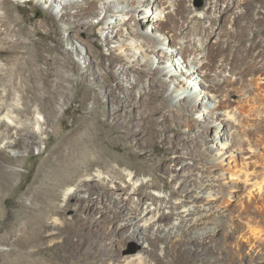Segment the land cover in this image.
I'll return each mask as SVG.
<instances>
[{
	"label": "rangeland",
	"instance_id": "obj_1",
	"mask_svg": "<svg viewBox=\"0 0 264 264\" xmlns=\"http://www.w3.org/2000/svg\"><path fill=\"white\" fill-rule=\"evenodd\" d=\"M74 1L76 9L67 6L59 11L55 7L59 14L56 15L49 12L48 0H0V75L4 77L0 81V98L5 105L0 111V264H131L126 262L142 253L145 245L151 252L144 264H264V113L252 115L244 121L243 128H238V139L220 146L212 142L213 128L199 132L211 120L204 102L199 97L185 99L177 107L183 113L181 123L173 121L171 125L191 137L193 146L190 155L184 156V173L180 171L177 178L173 177L175 172L165 175L156 166V159L168 156L160 139L146 147L134 142L130 153L117 140L114 147L106 145V153L124 163L119 167L112 162L111 166L117 168L125 181H128L125 175L131 173L128 167L132 166L137 171L138 184L149 182L140 191L139 208L161 206L162 225L178 215L177 233L167 237L155 227L148 230L147 235L152 238L159 235L157 241L132 237L125 214L115 206L110 207L105 197L99 198V191L75 192L85 190L80 181L93 175L67 172L61 166L49 168L46 158L61 141L86 127H92L101 137L114 129L109 118L114 108L127 101L134 107L135 95L146 91L150 78L148 75L142 81L121 78L110 65L112 58L126 59L133 53L138 42L132 29L145 28L148 13L141 14L139 8L138 18L131 21L128 11L115 12L116 19L109 18L108 22L116 23L117 27L110 33L103 23L104 12L78 16L77 10L85 9L86 4L84 0ZM226 2L183 0V15L194 12L201 19L204 12L223 11ZM242 3V11L248 14L240 23L249 32L262 30L259 36L247 34L246 44L264 39V0H242ZM113 7L114 11L121 10ZM258 17L263 20L258 21ZM225 19L233 22L234 15ZM13 43L18 47H13ZM157 49L164 51L165 46L158 44ZM25 51L28 53L21 56ZM160 56L158 53L156 63L169 66L168 62L162 64L165 60ZM260 59L264 63V50ZM129 61L124 63L146 69L143 66L146 63L133 58ZM181 62L172 58V70H179ZM40 71L49 72L46 89L37 88L38 84L28 78L29 73ZM182 71L188 72L183 66ZM131 72L137 76V72ZM183 72L182 75L178 72L177 80L163 79L172 87L184 80ZM261 79L259 84L264 90V75ZM186 80L190 87H199ZM158 91L161 90L154 89L153 97L163 98L164 95L156 94ZM229 98L237 100L235 94ZM143 105L148 107L146 111L135 108L133 112L138 125L143 121L142 112H148L147 105L151 103ZM216 110L223 114L221 109ZM130 112V108L122 107L119 118H128ZM187 115L194 123L191 130L186 125ZM222 118L228 131L233 125L226 116ZM21 127L19 136L17 129ZM32 129L36 131L35 137L27 139ZM20 137L33 144L16 145ZM164 166L169 168L173 163ZM124 180L118 182L123 185ZM184 182L186 185L182 186ZM183 187L188 189V198L182 192ZM174 189L180 192L171 196ZM146 195L160 197L164 202L153 203ZM132 197L137 199L136 195ZM89 198L95 200L96 210L92 214L81 208ZM184 210L190 212L186 217L187 213H181ZM41 222L46 226L42 237L37 231ZM123 224L128 226L121 228Z\"/></svg>",
	"mask_w": 264,
	"mask_h": 264
},
{
	"label": "bare ground",
	"instance_id": "obj_2",
	"mask_svg": "<svg viewBox=\"0 0 264 264\" xmlns=\"http://www.w3.org/2000/svg\"><path fill=\"white\" fill-rule=\"evenodd\" d=\"M48 1L49 12L56 13V15L59 14L55 12V7H58L59 11L66 10L67 6H71L72 9L77 8L74 0ZM84 1L86 7L85 9H78L77 15L89 16L94 14L95 11H97V14H99L98 11L104 12L103 23L107 25L106 30L110 33H114V29L117 27L116 23L108 22L109 18L115 17L116 19L115 12L128 11L131 13V21H136V18H138L136 13L140 10L139 8H141V14L148 13V16H146L148 20L143 23L146 27L132 29L138 42L133 53L126 59L125 57L112 58L110 65L115 69V74L121 78L124 76L132 77L134 81H142L147 75L150 78L146 91L144 93L139 91L135 95L136 105L134 107L127 101L120 102L114 108L113 114L109 116L111 122H114V129L102 133L104 137H101V133L99 134L92 127L83 128L84 130L74 135V137L61 141L58 148L50 152L46 162L51 165L49 167L51 169L55 166H61L67 172L79 174L84 171L86 174L93 175L92 178L80 181L79 185L84 186L85 190L79 189L75 192L99 191V198L105 197L110 207L115 206L125 214L124 220L127 221V224L130 223L132 237H138L143 241L145 238H148L149 241H157L160 239L159 235L152 238L147 235L149 234L148 230L155 227L156 231H162L163 236H171L178 232V215L176 214L177 216L168 224L162 225L164 219L163 214H160L161 206L151 208L152 206L149 205L146 208H139L142 204L140 191L149 182L138 184L136 181L137 171L132 166L128 167L131 173L125 175L128 178V181H125L124 176L118 174L117 168L111 166L112 162H115L119 167L124 163L109 156L106 153V145L114 147L117 140L122 143L123 149L129 152L134 142L136 144L141 143L142 146L146 147L149 144L153 145L156 140L160 139L161 144L167 148L168 156L156 159V166L165 175L175 172L176 175L174 174L173 177L177 178L178 173L183 172L186 166L184 156L186 154L190 155L191 146L193 145L192 138L172 127L171 122L181 123L183 113L177 107L185 99L188 100L193 97H195L193 100L199 97L204 102L206 105L204 110L208 112V118L211 119L199 132H207L210 128H213L214 140L212 142L220 146L228 145L230 141L238 139V128L244 127V121H247L248 118L250 120L252 115L260 116L264 113V94L262 95L264 90L259 84V80H262L261 77L264 75V63L260 59L262 50H264V39L261 38L246 44L248 42L247 34L259 36L262 30L260 28L249 32L247 26L240 23L239 20L242 17L245 18L248 14V12L242 11V0H227L226 8L223 11L212 10L213 12L211 11L209 14L204 12L201 19H197L198 16L194 12H188L186 16L183 15L185 13L183 0H132L134 5L130 4L131 0H117L114 3H107L104 0ZM114 5L120 7L121 10H112ZM211 7L214 9L215 4ZM228 15H234L233 22L226 21L225 18ZM262 20V17H258V21ZM129 23L124 21V24ZM110 28L111 30H109ZM158 44L164 45L165 50H156ZM13 47H18L17 43H13ZM22 53L21 56L26 55L28 52ZM158 53H161L160 57L165 60L162 64L169 63V66L163 67L160 63H156ZM139 54H143V57L139 58ZM131 58L139 60L141 64L146 63V65H143L146 66V69L127 65L126 63H129ZM172 58L182 61L179 63V70H172L170 64ZM154 61L156 65H154ZM135 64L138 65V63ZM182 66L188 72L184 73ZM23 67L25 68V66ZM131 71L137 72V76L132 74ZM178 72L180 75L183 72L184 80L179 81V84L172 82L173 86L171 87L166 82L167 80L163 78L177 80ZM49 76V72L43 73L40 71L39 74L29 73L28 78L38 84L37 88L46 89ZM248 76H250L249 80L247 79ZM3 79V75H0V81H3ZM186 79L198 84L199 87L197 89L190 87ZM155 88L161 90L156 94L164 95L163 98L158 95L159 98L157 96L153 97ZM189 94L192 96H189ZM231 94H235L237 100H230L229 96ZM180 96L183 97L179 98ZM144 100L150 102L151 105H147L150 106L148 112H142L143 121L142 124L138 125L135 121L136 115L133 112L135 108L137 110H147L148 107L143 105L146 104ZM232 103L236 104L235 107L231 106ZM121 104H124V106ZM208 104L211 107L207 106ZM4 106V101L0 98V111L4 109ZM122 107L130 108L131 112L127 115L128 118H119ZM217 108L221 109L223 114H220L216 110ZM224 116L233 125L228 131L225 130V121L222 118ZM193 117L194 113L191 119ZM187 119V128L191 130L194 128V123L190 121L188 115ZM22 130V127L18 128L17 135L20 136ZM35 132L32 129L31 135L27 136V139L33 140ZM21 138L16 140V145L29 146L33 144V141L25 143ZM182 150H187V153H183ZM166 163H173V166L166 168L164 166ZM177 166L181 168L179 169ZM262 178L264 182V176ZM118 180H124V184L122 185ZM163 181L168 184L166 177H163ZM79 185L78 187H80ZM151 185L156 188L154 183ZM185 185L184 182L182 186ZM183 188L185 190L182 192L185 193V198H188V189ZM178 192H180L179 189H174L171 196L177 195ZM109 193H112L113 196H109ZM132 194L137 196L136 200L133 199ZM145 198L153 203L154 201L164 202L162 198L152 195H146ZM81 208L83 212L92 214L96 210L95 200L92 198L87 199ZM171 208L173 210V206ZM181 213H187L185 217L190 214L189 210H184ZM194 221L198 224L196 219ZM180 223H183V221H180ZM127 224H123L121 228L128 226ZM45 228L46 226L41 222L37 229L38 236L42 235ZM197 234L203 235L204 233L197 231ZM149 247L151 246L149 245ZM144 248L142 253L135 254L126 263L144 264L147 254L151 252V249L146 245Z\"/></svg>",
	"mask_w": 264,
	"mask_h": 264
}]
</instances>
